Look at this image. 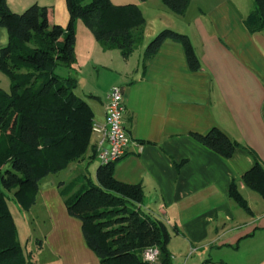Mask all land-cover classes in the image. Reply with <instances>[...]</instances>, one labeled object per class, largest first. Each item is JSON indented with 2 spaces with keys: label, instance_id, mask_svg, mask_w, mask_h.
<instances>
[{
  "label": "crops",
  "instance_id": "obj_1",
  "mask_svg": "<svg viewBox=\"0 0 264 264\" xmlns=\"http://www.w3.org/2000/svg\"><path fill=\"white\" fill-rule=\"evenodd\" d=\"M251 1L215 0L195 14H174L183 25L164 23L189 38L201 65L196 72L189 69L180 44L165 42L142 64L140 74L129 77L102 65L101 56L111 52L103 53L90 32L76 27L77 88L88 96L95 124L105 122L110 88L120 86L123 93L122 124L131 142L113 176L141 185L139 208L166 225L171 259L187 254L182 264H264V199L240 181L255 159L264 165V33L251 34L243 24ZM7 4L15 13L33 4L45 7L49 23L62 27L69 19L65 0ZM81 36L96 55L91 72L102 68L109 75L102 89L81 75ZM213 127L239 144L231 157L223 158L192 136ZM94 140L92 135L91 144ZM63 172L41 181L34 205L25 211L44 224L36 264H100L85 242L80 220L68 214L59 193L58 184L69 181ZM231 182L248 210L227 196Z\"/></svg>",
  "mask_w": 264,
  "mask_h": 264
},
{
  "label": "trees",
  "instance_id": "obj_2",
  "mask_svg": "<svg viewBox=\"0 0 264 264\" xmlns=\"http://www.w3.org/2000/svg\"><path fill=\"white\" fill-rule=\"evenodd\" d=\"M161 2L179 16L189 5V0ZM65 3L69 19L62 27L49 23L45 7L33 4L15 13L7 0H0V27L7 32V43L0 47V71L11 84L9 92L0 89V264H34L30 254L23 255L8 198L27 211L45 177L85 158L88 163L96 160L91 144L94 113L75 92L77 23L81 21L102 47L118 49L125 59L144 38L145 18L136 4L111 0ZM243 24L251 34L264 33V0H252ZM165 42L180 44L189 69L200 70L189 38L170 28L159 31L146 45L142 64ZM62 69L72 72L62 74ZM192 136L223 158L231 157L239 146L216 127ZM114 165L98 164L95 181L85 168L66 184H58L68 214L80 220L85 242L100 264H171L166 225L139 208L143 188L117 181ZM240 181L264 199V165L258 159ZM227 196L248 210L235 182L230 183ZM153 247L159 251L158 262L144 261L143 251Z\"/></svg>",
  "mask_w": 264,
  "mask_h": 264
},
{
  "label": "rangeland",
  "instance_id": "obj_3",
  "mask_svg": "<svg viewBox=\"0 0 264 264\" xmlns=\"http://www.w3.org/2000/svg\"><path fill=\"white\" fill-rule=\"evenodd\" d=\"M111 1L114 4L133 3L139 6L141 11L143 12V16L146 21L143 41L140 44L136 45L130 56L125 59L121 56L118 49H105L100 44H98V42H96L94 39L93 40L96 46L99 47L103 53L111 52V53H105L101 56L102 65H109L111 68L115 69L116 71H119L120 73L126 72L129 74V77H134L140 74L141 72L143 52L146 45L155 37V35L159 31L166 28L165 26H163L164 23L173 22L179 25H183V23H181L182 19H177L178 17L174 15L175 13H173L171 10L165 7L161 2V0H145V1L111 0ZM213 1L215 0H189V5L186 9L187 16H189V14L191 15L197 13L198 9L209 8ZM239 1L243 3L245 0H239ZM77 24H78L77 26H80L77 28H80L81 30H83V32L89 34L88 29L83 25L81 21H79ZM80 40L81 43L77 47V62L82 68L81 75L85 78L86 83H88L89 85H91L92 83H96V85L100 89H102L101 87L105 86L106 83L110 81L109 75L102 68H98L99 70L98 73H96L95 71L91 72V67L94 65L91 61L93 57L94 58L96 57V55L93 56L90 54V50L88 47L89 44L87 43L88 41H86V39H84L81 36ZM6 43H7V32L3 27H0V47L5 45ZM87 67L89 69H87ZM10 87L11 84L9 78L3 72L0 71V89H2L5 92H9ZM75 92L77 95L85 98V100L90 101L89 98H87L86 96H82V92H80L78 88L76 89ZM98 164H99L98 161L95 159L90 163H88L87 158H85L80 162V166L78 168L73 165L69 169L65 170L62 173V176L64 177L67 176L66 179L70 181V179H72L74 176H76L77 174L82 172L85 168H87L91 179L95 181V173ZM7 202H8L9 210L13 216L16 225L17 239L23 247V255L26 257L27 255L31 254L30 256L31 262L36 264V260L39 258V256L37 255V251H38L37 238L40 237L44 224H42L40 221L37 220L34 221L33 219H31V217L29 218L28 217L29 214H27L25 211H21L11 197L8 198ZM186 256L187 254L185 253L183 255L179 254L178 256H176L178 257L177 260H174L175 258L171 259V264H182V262L185 261ZM220 263L222 264L223 262Z\"/></svg>",
  "mask_w": 264,
  "mask_h": 264
},
{
  "label": "built area",
  "instance_id": "obj_4",
  "mask_svg": "<svg viewBox=\"0 0 264 264\" xmlns=\"http://www.w3.org/2000/svg\"><path fill=\"white\" fill-rule=\"evenodd\" d=\"M105 105V122L102 125L93 124L92 134L96 160L100 165L115 164L126 153L131 142L126 133L122 117L124 112L123 93L120 86H112L107 95ZM159 251L157 248H147L142 253L144 261L157 263Z\"/></svg>",
  "mask_w": 264,
  "mask_h": 264
}]
</instances>
